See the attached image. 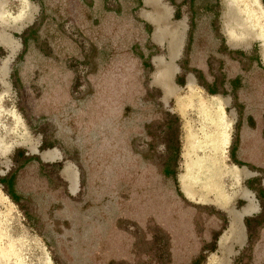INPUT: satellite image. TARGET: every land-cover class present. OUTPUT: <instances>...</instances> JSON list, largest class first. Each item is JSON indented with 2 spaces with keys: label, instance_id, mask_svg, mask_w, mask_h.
I'll use <instances>...</instances> for the list:
<instances>
[{
  "label": "rangeland",
  "instance_id": "1",
  "mask_svg": "<svg viewBox=\"0 0 264 264\" xmlns=\"http://www.w3.org/2000/svg\"><path fill=\"white\" fill-rule=\"evenodd\" d=\"M178 5L190 40L178 93L165 97L152 62L166 52L151 45L136 0H0L19 43L0 88V264H264L261 43L233 41L230 30L229 41L219 0ZM225 8L237 16L236 6ZM202 47L211 52H193ZM187 75L198 87L184 88ZM207 88L235 119L220 157L242 172L218 181L225 207L206 189L205 169L196 198L179 180L187 134L202 136ZM46 152L57 155L43 160ZM244 191L256 211L242 214ZM231 212L241 215L242 238H225L223 255Z\"/></svg>",
  "mask_w": 264,
  "mask_h": 264
},
{
  "label": "crops",
  "instance_id": "2",
  "mask_svg": "<svg viewBox=\"0 0 264 264\" xmlns=\"http://www.w3.org/2000/svg\"><path fill=\"white\" fill-rule=\"evenodd\" d=\"M180 2L181 0H136V3L138 4V8L136 12V19L140 21L144 29L148 28L151 30V33H150L151 45L157 50V52H166L164 54L154 56L153 62H152L154 70H155L154 75L152 77V82H153L152 84L155 88L160 89L165 97H175V95L178 93L177 90L179 89V87H177L178 85L175 86V79L180 73H182L183 69L180 65V62L183 58L184 52H188L187 47H188V42L190 40V34H189L190 22H189L187 15L185 14V10L183 11L181 9L182 6L178 5ZM219 2L221 3V7H222L221 21L225 27L226 26L225 24L228 23L227 20L230 15L228 16L226 12V8H225L226 3L224 2V0H219ZM227 6L233 7L234 5L227 4ZM207 19H210V17L208 16ZM233 20L235 24L234 16H233ZM11 26H13V24H11ZM11 26L10 24H3V17H0V37H4L8 40V43L7 44L5 43V45H2L1 44L2 42L0 41V50L3 49L6 53L5 58L2 59L1 52H0V66L2 65L6 69V81L9 76L10 67H11L13 58L15 57L17 53L16 51L19 47L18 45L19 43L13 35L14 29L11 28ZM225 29L227 30L229 41L232 42L233 38L231 39V37L229 36L230 34L228 33L229 27L226 26ZM234 37L235 39H233V41L240 40L244 42V41H247L249 37L251 38L253 37L256 41L260 42L261 43L260 44V56H261L262 62L264 63V45L262 43V40H260L256 34L251 35V36H246V38H243L240 36H234ZM9 42H13L14 46L10 47L8 45ZM193 52H211V51L206 50L202 47L200 49L198 48L194 50ZM185 78H186V81H185L186 83H184V88H189L190 85H193V87H195L196 85L195 78L192 75H187ZM196 86L198 87V85ZM0 88H1V81H0ZM199 88H202V87H199ZM205 90H207L208 92L207 93L208 99L216 98L217 101L221 103V109L223 111V115L224 117L227 118V120L230 121L229 127L227 129L228 139H227L226 145H224V149L222 148L223 149L222 151L217 152L216 150H214V148H212L211 144H208V146H206V144H203L204 134H203V131L200 129L201 135H202L201 138L200 136H195V134L193 133L195 141L193 143V148L191 149V151H193L194 149H200L203 153H205L206 155L210 157H212L213 155H216L218 168L220 167V169L222 170L226 168L227 165L224 164L225 163L224 157H220L221 152H225V150L228 148V145H230L231 143V137H232V131L234 129L233 127H234L235 119L229 118L228 115L224 113V109H223V105L225 104L224 99L217 97V95H214V92L212 91L210 92L209 91L210 89L208 88ZM197 138H200L202 140L201 142L202 144L200 143L199 140H197ZM183 152H184L185 166H186V157H187L185 155L186 154V142H185V150ZM55 153L46 152L41 156L43 160H50L56 157L57 153L56 154ZM190 153H189V158H190ZM195 159L190 158L191 161ZM234 162L235 163H233V165H229V166L237 167L236 161ZM68 169L69 167H67V170ZM237 169L240 170V172H242L241 169H239L238 167ZM183 174H184V171L182 175ZM181 176L179 179L180 185H181ZM187 190H189V193H187ZM183 191L185 192L187 196L193 195L192 197L196 198L193 191L190 190V187L188 189L186 187V189L185 190L183 189ZM250 203L252 205L251 207L249 206L250 208L246 212L245 208L248 207V204ZM248 204L243 209L242 212L244 211L245 212L242 214H247V213L256 211V205L253 201L248 202Z\"/></svg>",
  "mask_w": 264,
  "mask_h": 264
},
{
  "label": "bare ground",
  "instance_id": "3",
  "mask_svg": "<svg viewBox=\"0 0 264 264\" xmlns=\"http://www.w3.org/2000/svg\"><path fill=\"white\" fill-rule=\"evenodd\" d=\"M224 2L226 3V6L227 4L236 6L237 12L239 13L237 14L236 18H234L235 24L233 18L230 17L227 20L228 21L227 26L229 27L231 35L246 38V36H251L256 34L258 38L262 40V43L264 45V8L259 7L258 1L257 0H224ZM0 41L3 44L8 42V40L4 37H0ZM5 79H6V69L4 68V66H0V81L2 85L6 84ZM5 95L6 93L2 90L0 92V114L3 110L2 102L5 98ZM198 104H199L198 105L199 115L202 120L200 129L203 131L204 134L203 144H206V146H208V144H211L212 148H214V150H216L217 152L222 151L224 149V145H226L227 143V139H228L227 129L229 127L230 121L227 120L226 117H224L223 111L221 109V103L217 101L216 98H211V99H200ZM15 117L16 116H14V118ZM197 140L202 141L200 138H197ZM194 141H195L194 134L192 133L187 134L186 154H185L187 156L186 166L184 169V174L181 176V185L184 190L186 189V187L187 189L190 187V190L193 191L192 185H194V181L196 182L198 179L199 170L205 169V174L209 183H206L207 186L204 184V187L206 186L208 192H216L215 193L216 201L219 203V205L225 207L229 199V194L222 191V188L220 189V185L218 184V181L225 174L231 176L234 180H238L239 177L241 176V172L235 166H229V167L227 166L222 170L220 169V167L218 168L216 155H213L212 157L208 155L201 156L191 161L189 158V153L193 148ZM3 148L4 147L0 143V150ZM187 193H189V190H187ZM243 194L244 197L248 199V202L252 201L250 197L251 195L248 191H244ZM251 205L252 204L250 203L248 204V207L245 208L246 212L251 207ZM240 216L241 215L238 216V214H234V212H231L230 229L227 232V234L224 235L223 238H221L220 241V250L223 253V255L229 251V245L225 244L226 242L225 238L228 239L229 237H231L232 241H237V242L240 241L242 238V230L240 229V225L238 223ZM1 221L2 219L0 220V223ZM224 262H225L224 260L220 259V261H218V264L219 263L223 264Z\"/></svg>",
  "mask_w": 264,
  "mask_h": 264
}]
</instances>
